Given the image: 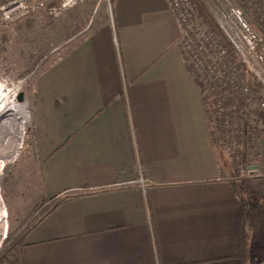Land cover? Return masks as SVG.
<instances>
[{"label":"crops","instance_id":"1","mask_svg":"<svg viewBox=\"0 0 264 264\" xmlns=\"http://www.w3.org/2000/svg\"><path fill=\"white\" fill-rule=\"evenodd\" d=\"M78 8L65 13L90 21ZM84 24L35 78L36 188L20 192L34 210L65 201L27 234L19 264H247L240 181L169 1L113 0L112 21Z\"/></svg>","mask_w":264,"mask_h":264},{"label":"rangeland","instance_id":"2","mask_svg":"<svg viewBox=\"0 0 264 264\" xmlns=\"http://www.w3.org/2000/svg\"><path fill=\"white\" fill-rule=\"evenodd\" d=\"M193 1L195 3V0ZM246 3L251 6V10L249 6H245V8H243L246 13V18L264 35V9L257 1L248 0ZM204 5L212 16L210 8L205 3ZM77 7H80L77 9L78 11H82V9L86 8L93 9V14L90 17L91 20H87L86 22L83 20L76 22V15L73 16L72 14L71 16L68 15V17L66 15L68 12L59 16H52L49 13L42 12L41 14L32 15L26 20L14 23L7 27L0 25V37L2 38L3 35L6 38V56L10 64L9 67H6L10 75V77L7 78L11 84L14 83L16 85L19 84L18 82H20V80H23V83L20 85L21 88L17 93L16 100L23 105H27L30 115V118L26 122V130L20 153L13 162L7 164L1 180V192L6 206H8V230L5 234L6 238L2 242L0 253H2L6 247H9V245H12L17 236L27 229L29 225L47 209L46 207L48 206L39 204L35 210L30 209L36 203L34 200L35 195L34 198H32V201H29V199H27V197L20 192L26 186L36 188L35 177L33 174L34 172H31L32 166H29L27 157L33 143L32 107L34 100L33 90L35 78L45 66L52 63L56 59L58 53L64 47L59 49L57 52L53 51L59 47L58 45H61V42L65 40V37H67L68 34L80 28L84 23L85 26H90L91 30H95L104 22L106 23V21H112L113 0H84ZM253 8L257 10L261 9L262 11L257 12L252 10ZM197 10L199 11L198 7ZM73 13L77 14L79 12L75 11ZM200 17L203 19L202 15ZM70 20L71 23L74 24V27L72 28L71 26V28L67 29L65 25H67ZM204 22L211 27L206 21ZM211 28L214 32H216V35L221 43L230 52L231 50L225 35H221L220 32L215 30L213 27ZM51 49L53 50L36 65L31 74H28L24 78H20L21 72L31 68L41 55ZM230 54L232 55L231 52ZM232 57L234 59V63L243 69L245 74L248 76L252 90L256 93L257 97L264 99V84L239 56L233 54ZM1 71L2 69L0 70V73L2 74ZM11 88H14L13 85H11ZM21 93L23 94V98L22 100H19V95ZM250 112L251 115L255 114L257 117L264 118V110L259 109L256 103H252L250 105ZM262 141L261 145H255L257 150L260 151L262 155H257L252 152V150L249 153V150L245 152V158L247 160L244 162L243 170L238 167V161L232 157V154L229 153L227 148H223L225 150L226 160L231 166H233L234 170L233 172H230V176H232L235 180L240 181V193L242 199L245 200L248 206L247 220L249 227L246 235L248 238L247 243L250 257L247 264H264V134L262 136ZM15 143L16 140L12 141L11 144L0 143V149H2L4 156L11 151V147ZM251 148L253 149L252 146ZM2 156H0V161L4 160V157ZM252 165L259 166L256 174L251 173L250 167L247 170V166ZM23 200H25L26 203H24V205H19ZM17 252L18 250L12 249L9 254L0 260V264H12L14 262L12 254Z\"/></svg>","mask_w":264,"mask_h":264},{"label":"built area","instance_id":"3","mask_svg":"<svg viewBox=\"0 0 264 264\" xmlns=\"http://www.w3.org/2000/svg\"><path fill=\"white\" fill-rule=\"evenodd\" d=\"M83 1L0 0V25L10 26L40 10H45L52 16H59ZM168 1L179 24L181 47L205 91L206 107L214 137L222 148H227L238 161V167L243 170L247 150L248 153L252 150L255 154L262 155L255 145H261L263 142L264 118L251 115L250 105L256 103L259 109L264 110V99L258 98L254 93L248 76L234 63L232 55L221 43L216 32L200 17L194 1ZM203 1L210 8L217 26L233 47L235 54L264 84V35L246 18L243 8L249 6L251 10V6L246 3L248 0ZM250 1H257L264 9V0ZM252 10L262 11L255 8ZM18 83L11 84L8 78L0 73V84L6 88L9 89L13 85L19 91L23 80ZM249 167L247 166V170Z\"/></svg>","mask_w":264,"mask_h":264},{"label":"bare ground","instance_id":"4","mask_svg":"<svg viewBox=\"0 0 264 264\" xmlns=\"http://www.w3.org/2000/svg\"><path fill=\"white\" fill-rule=\"evenodd\" d=\"M18 89L6 88L0 84V143L11 144V151L4 156L0 149V246L8 230V210L1 192V180L7 164L13 162L19 155L23 144L26 122L30 118L27 105L16 100ZM3 159V158H2Z\"/></svg>","mask_w":264,"mask_h":264},{"label":"trees","instance_id":"5","mask_svg":"<svg viewBox=\"0 0 264 264\" xmlns=\"http://www.w3.org/2000/svg\"><path fill=\"white\" fill-rule=\"evenodd\" d=\"M195 3L199 9L200 14L202 15L204 21H206L211 27H213L215 30H217L218 32H220V34L222 35L223 33H221V31H219L214 19L212 18V16L210 15L209 11L207 10L206 6L204 5L203 0H195ZM42 12L48 13L45 10H40L37 12H34L32 14H30L29 16L17 21L18 23L28 19L30 16L35 15V14H41ZM29 21V20H27ZM15 22V23H17ZM31 25V22H30ZM228 42V41H227ZM229 47H230V52L233 54H235V51L233 49V47L231 46V44L228 42ZM51 50H48L46 53H44L43 55H41L39 57V59L37 60V62L29 69L21 72L20 74V78H24L25 76H27L28 74H31L36 65L47 55L49 54ZM6 51H7V46H6V38L5 36L2 35V38L0 37V70L2 69V75H5L6 77H10L8 70L6 67H9V61L8 58L6 56ZM51 64V63H50ZM49 65V64H48ZM47 65V66H48ZM65 199H60V200H54L53 202H51L50 204H48V206L46 207L47 209L39 216L37 217L36 220H34L27 229H25L22 233H20V235L17 236V238L13 241L12 245H9V247H6L5 250H3L2 253H0V260H2L7 254H9L11 252L12 249L18 250L17 253L12 254L13 258H14V262L12 264H19V253H20V248L22 247V245L25 242V238L27 236V234L45 217L47 216L51 211H53L57 206H59L62 202H64ZM243 201V207H244V228H243V239H242V250H241V254L240 256H242V260L244 258H247L250 254L248 251V245H247V240H246V234H247V230H246V221L248 218V206L247 203L245 202L244 199H242ZM9 258V257H8ZM2 263V262H1Z\"/></svg>","mask_w":264,"mask_h":264},{"label":"water","instance_id":"6","mask_svg":"<svg viewBox=\"0 0 264 264\" xmlns=\"http://www.w3.org/2000/svg\"><path fill=\"white\" fill-rule=\"evenodd\" d=\"M59 49V48H58ZM58 49H55L53 52H55V51H57ZM52 52V53H53ZM22 98H23V94L21 93L20 95H19V100H22ZM257 169H258V166L257 165H252V166H250V170H251V173L252 174H256L258 171H257Z\"/></svg>","mask_w":264,"mask_h":264}]
</instances>
